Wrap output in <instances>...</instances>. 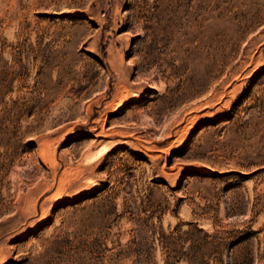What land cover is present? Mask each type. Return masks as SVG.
<instances>
[{"label": "rangeland", "instance_id": "374dc122", "mask_svg": "<svg viewBox=\"0 0 264 264\" xmlns=\"http://www.w3.org/2000/svg\"><path fill=\"white\" fill-rule=\"evenodd\" d=\"M0 264H264V0H0Z\"/></svg>", "mask_w": 264, "mask_h": 264}, {"label": "bare ground", "instance_id": "6f19581e", "mask_svg": "<svg viewBox=\"0 0 264 264\" xmlns=\"http://www.w3.org/2000/svg\"><path fill=\"white\" fill-rule=\"evenodd\" d=\"M131 24H133L134 25V23H131ZM134 28V27H133ZM138 28V27H137ZM135 97H137V96H135ZM138 98V97H137ZM92 157H94V156H92ZM94 159V158H93ZM90 160H92V159H90Z\"/></svg>", "mask_w": 264, "mask_h": 264}]
</instances>
